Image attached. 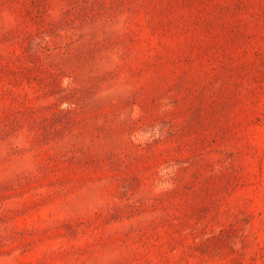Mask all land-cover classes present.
Instances as JSON below:
<instances>
[{
    "label": "rangeland",
    "instance_id": "obj_1",
    "mask_svg": "<svg viewBox=\"0 0 264 264\" xmlns=\"http://www.w3.org/2000/svg\"><path fill=\"white\" fill-rule=\"evenodd\" d=\"M0 264H264V0H0Z\"/></svg>",
    "mask_w": 264,
    "mask_h": 264
}]
</instances>
